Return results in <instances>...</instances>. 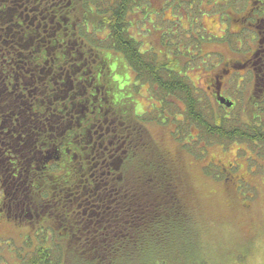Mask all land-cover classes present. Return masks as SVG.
Instances as JSON below:
<instances>
[{
	"label": "trees",
	"instance_id": "1",
	"mask_svg": "<svg viewBox=\"0 0 264 264\" xmlns=\"http://www.w3.org/2000/svg\"><path fill=\"white\" fill-rule=\"evenodd\" d=\"M118 1L119 9L104 22L86 18L87 0L72 3L82 8L81 15L61 22L60 37L46 39L45 69L51 81L45 89V144L42 150L38 143L30 147L20 174L5 183L9 193L0 207L7 219L38 227V243L19 256L18 264H134L153 252L167 259L171 242L196 237L185 174L146 126L161 123L162 110L135 114L122 101L117 82L97 79L103 60L92 45L122 53L137 76L142 73L143 81L156 84L157 98L170 116L179 110L168 99L181 100L185 111L181 120L173 118L180 124L175 138L183 142L189 127H196V139L182 144L193 155L201 156L196 145L203 139L264 144L263 116L250 119L254 102L256 113L264 115V89L259 99L247 100L248 122L214 112L180 71L175 68L169 75L155 58L152 66L145 54H138V43L125 33V11L133 0ZM90 20L94 30L109 25L107 42L88 33ZM91 52L99 59L96 64H91ZM205 172L213 174L207 167Z\"/></svg>",
	"mask_w": 264,
	"mask_h": 264
},
{
	"label": "flooded vegetation",
	"instance_id": "2",
	"mask_svg": "<svg viewBox=\"0 0 264 264\" xmlns=\"http://www.w3.org/2000/svg\"><path fill=\"white\" fill-rule=\"evenodd\" d=\"M78 0H0V207L1 200L4 195H8V186L5 183L15 174L22 170V162H27L30 147H33L38 143V148L43 149L44 141V117L45 107L44 101L46 98V86L51 81L47 78L46 73V39L49 36L61 35V22L68 19H74L76 16H80V10L82 8L71 7L72 3H76ZM120 2V0L118 1ZM149 5L154 9L143 8L136 1H132V8L125 11L127 16L128 25L130 26V16L134 14L136 9L139 12V19L141 13L151 18L153 13L156 16H161L162 21H167L171 24H167L165 30L163 25L158 30V38L160 41H156L154 46L146 49L134 36L131 34L133 31H129L125 28V33H128L130 37L138 43V54H145L148 57L149 65H152L151 59L155 58L160 65V69L166 71L170 75L172 70L180 71V75L185 77L188 81L192 82L188 71L192 69L191 61L200 59L199 54L203 53L200 49V44H195L191 49L187 51L183 50L180 45L175 46L174 38L183 36L188 38L190 36L188 28L193 23L200 29H197V35L199 37L204 36L205 39L208 35H215L216 33L210 32L205 23H203L202 17H211V20H216L218 25L223 28L221 32L216 35H223L228 32L231 27L233 31L232 36H236L241 39L244 51L241 59H226L219 54L222 58L221 64L224 66L222 70L207 75L204 79V83H208L207 89H211L210 98L216 100L219 96L224 97L226 100L232 102L231 109L236 103V99L226 98L222 93L223 87L227 84L235 86H246L247 80H250L247 85V99L260 98V92L264 89V0H147ZM90 16L86 14V18H94L99 22L107 21L109 14L117 12L118 3L115 0H87ZM199 11V16L188 19L186 10ZM223 10L225 12L230 11L232 16L224 17L233 20V25L228 22L224 23L222 19L215 13V10ZM197 10V11H196ZM201 12L203 15L201 16ZM103 13L102 16L99 14ZM79 19V18H78ZM186 22V27L181 25L182 21ZM86 24L88 33H94L98 41L107 42L108 36L112 34L109 25L100 29H93L96 27L93 24ZM152 19L151 22H153ZM192 22V23H191ZM232 23V22H231ZM156 26H159L156 25ZM227 27V28H225ZM197 28V27H196ZM76 29V26H74ZM184 31L185 33L181 32ZM145 30H139L137 33L144 32ZM246 31L251 32V38L248 34L244 35ZM157 32V31H156ZM204 32V34H202ZM145 33H149L145 31ZM206 33V34H205ZM166 37V38H165ZM181 37V38H183ZM219 37H215L218 39ZM161 43H168L167 50L164 49ZM183 44V42H181ZM213 43V42H212ZM218 43V42H216ZM207 43L206 45H209ZM60 46L57 44L55 50ZM158 48V49H157ZM199 48V50H197ZM91 49L98 52L101 56L99 60L93 52H91V64H96L99 60V64L102 65V72L97 75L103 80V82H117L120 83L124 78L126 83H135L139 87L145 85H153L150 95L156 98V105L151 103L148 111L141 110V114L152 113V111L162 110L161 114L168 116L169 112L163 108V101L157 98L156 84H149L147 81H143L142 73L138 74L134 72L125 56L119 51L113 49H107L117 52L119 58H112V54L106 52V49L102 47H96L92 45ZM157 49V50H156ZM190 50V51H189ZM194 50V51H193ZM232 51V49H231ZM234 51V50H233ZM235 52V51H234ZM211 53L206 51V55ZM203 54V55H205ZM218 55V54H217ZM219 57V56H218ZM195 62V64H198ZM116 64V65H114ZM202 61H199V65H204ZM219 64V63H218ZM190 65V66H189ZM153 66V65H152ZM214 66V65H210ZM176 68V69H175ZM238 70V72H233ZM132 72V73H131ZM162 72V71H161ZM59 77L54 85L58 84L60 80V70H58ZM116 73H119L117 80L115 78ZM132 78L130 80V75ZM187 75V76H186ZM240 75V76H239ZM244 75H248L249 78H244ZM96 76V77H97ZM193 86L197 89L196 84ZM237 86V87H238ZM236 89V88H235ZM123 93L124 89H120ZM240 88L236 89V94L240 92ZM205 92V91H204ZM250 96V97H249ZM248 99V100H249ZM150 101V100H149ZM264 101V99H263ZM139 102H137L138 106ZM221 108L224 105L218 103ZM155 106V107H154ZM251 117H258L256 113L258 104L253 103ZM185 109L179 111L177 115L183 114ZM243 112V111H242ZM261 114V112H260ZM258 115V116H257ZM248 122V121H247ZM163 123V122H162ZM200 142L198 143V145ZM256 144V143H255ZM167 151V150H166ZM169 153V152H168ZM35 154V153H31ZM208 163L215 164L220 171H228V167H232L233 164L222 165L209 161ZM207 166V165H206ZM205 166V167H206ZM20 174V173H19ZM14 177V176H13ZM43 177V176H42ZM237 179L240 177H236ZM7 216L0 208V221H6Z\"/></svg>",
	"mask_w": 264,
	"mask_h": 264
},
{
	"label": "rangeland",
	"instance_id": "3",
	"mask_svg": "<svg viewBox=\"0 0 264 264\" xmlns=\"http://www.w3.org/2000/svg\"><path fill=\"white\" fill-rule=\"evenodd\" d=\"M136 1L144 9L149 5L147 0ZM150 9L153 10L154 8L150 6ZM215 13L224 23L229 20L232 22H228L230 25L234 24L233 20L228 19L232 16L230 11L225 12L216 9ZM186 14L191 20L193 17L199 16V11L187 9ZM138 15L139 12L136 9L132 17L130 13L128 17L130 18V26L128 25L127 29L133 31L131 35L144 48L149 49L155 45L156 41L161 40L157 34L160 26L163 25L165 30L167 24L171 23L162 21L161 16H156L153 13L150 15L151 18L148 16L144 18V13H141L140 20H138ZM200 15L202 16L203 13L201 12ZM224 17H228L227 20ZM210 18L205 16L201 19L210 32L219 34L223 25L220 27L216 20L213 21ZM152 19H154L153 22H151ZM158 24L159 26H156ZM181 25L186 27V22L182 21ZM233 28L231 27L223 35H208L205 39L204 36L199 37L197 35V29L200 28L192 23L191 27L188 28L190 36L188 38L176 37L174 42L175 46L180 45L184 51L191 49L197 43L200 44L199 47L203 53H196L200 59L198 62L197 60L191 61L192 69L187 74L192 81L191 83L196 84L197 90H199L197 94L200 95L201 93L203 103H209L214 112L220 111L224 116H228V120L240 119L247 122L248 112L246 111L248 110H246V106L249 99H247V85L250 80L246 79L247 82L245 83H248L246 86L237 85V87L227 84L223 87L224 92L222 93L226 98L236 99V101L234 100L236 106L228 110L226 107L219 109L218 104L215 103L216 100L213 101L210 98L211 89H207L208 83L203 82L207 75L217 73L224 67L220 62L222 57L219 54L224 56V60L242 58L243 55L240 54L244 52L242 50L243 43L238 37L232 36ZM139 30H145L149 33L146 34L144 31L138 34L137 31ZM181 32L185 33L183 30ZM246 34L251 38L250 31H246L244 35ZM215 37L219 38L215 39ZM207 43L210 44L206 45ZM161 44L165 50L169 47L168 43ZM206 51L211 53L206 55ZM106 52L112 54V58L120 57L117 56V52L107 49ZM199 61L205 62V64L198 66ZM233 72H238V70H233ZM116 75L115 78L118 80L121 76L118 77L119 73ZM131 78L132 75H130V80ZM244 78H249V76L244 75ZM118 86L120 89H124L121 93L122 101L124 99L130 103L135 114H141V110L148 111L151 103L156 105V98L151 96L150 99L152 91L149 85L137 87L138 85L135 83H126L124 78ZM235 88L241 89L236 97ZM168 100L173 103L172 105L177 110L180 111L184 108L180 99L173 97ZM137 102H139L138 106L135 105ZM173 118L181 120L182 116L162 115L160 119L162 124L153 121L146 123V126L152 137L171 156L175 157L185 174L191 189L189 199L191 200L194 229L191 227V231L195 233L196 237L188 239V236H185L173 244L171 242L172 249L171 251L167 250L168 254L165 256L167 259L157 257L156 253L153 252L142 255L134 264H149L151 261V264H264V144L238 141L210 144L203 139L199 145H196L199 154H201L200 157H197L185 150L182 144L195 140L200 131L196 127L190 126L189 135L184 137L183 142H179L175 133L178 132L180 124L174 122ZM262 121L264 122V118ZM209 161L226 166L228 164L233 165L231 168L228 167V171L221 172L220 167L208 163ZM205 166L213 174L206 175ZM236 177H240V179ZM36 226L29 227L9 220V218L5 222L0 221V264H18L19 256L28 255L31 248L38 243L36 231L38 227ZM28 237H30L28 239L31 242L30 246L25 244Z\"/></svg>",
	"mask_w": 264,
	"mask_h": 264
},
{
	"label": "water",
	"instance_id": "4",
	"mask_svg": "<svg viewBox=\"0 0 264 264\" xmlns=\"http://www.w3.org/2000/svg\"><path fill=\"white\" fill-rule=\"evenodd\" d=\"M217 102H218L219 104H221V105L226 106V107H230V106H232V102H231V101L226 100L224 97H221V96H219V97L217 98Z\"/></svg>",
	"mask_w": 264,
	"mask_h": 264
}]
</instances>
